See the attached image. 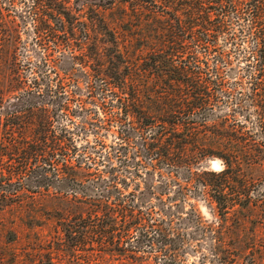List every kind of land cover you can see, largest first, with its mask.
Here are the masks:
<instances>
[{
    "label": "trees",
    "instance_id": "obj_1",
    "mask_svg": "<svg viewBox=\"0 0 264 264\" xmlns=\"http://www.w3.org/2000/svg\"><path fill=\"white\" fill-rule=\"evenodd\" d=\"M263 179L264 0H0V211L51 198L47 264H264Z\"/></svg>",
    "mask_w": 264,
    "mask_h": 264
},
{
    "label": "rangeland",
    "instance_id": "obj_2",
    "mask_svg": "<svg viewBox=\"0 0 264 264\" xmlns=\"http://www.w3.org/2000/svg\"><path fill=\"white\" fill-rule=\"evenodd\" d=\"M22 40L30 42V33L27 32L26 36L22 35ZM25 53L21 48L19 49L18 58L16 63L20 64L23 68L25 61ZM6 69V67H5ZM112 140L110 138L108 141ZM207 166L212 170H220L221 164L219 161L208 160ZM263 174L256 173L255 179H262ZM259 183V189L264 191V179ZM33 191V190H32ZM13 193V192H12ZM52 194V193H51ZM22 195V196H21ZM31 191H23L18 194H13L6 200L10 206L5 207L0 211V264H47L44 254L47 253L49 247H56L59 245L60 236L54 232L55 220L52 218L54 215L51 203L48 197L41 196V199L36 204H28L31 199ZM23 199L24 203L21 207L18 204L14 205L18 200ZM198 213L203 219H211V210L213 205L207 204L201 200H197L196 206ZM39 215V223L36 226L35 222L30 218L34 214ZM52 219L48 221V219ZM250 225L254 229L253 235L255 241L260 243V250L256 253L259 254V259H264V227L261 224ZM252 253V252H251ZM186 259L188 264H198L197 255L190 254ZM118 264V263H113ZM206 264H208L206 262Z\"/></svg>",
    "mask_w": 264,
    "mask_h": 264
}]
</instances>
